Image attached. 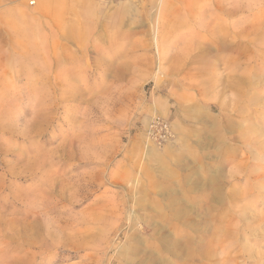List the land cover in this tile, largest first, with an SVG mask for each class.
Listing matches in <instances>:
<instances>
[{
    "label": "rangeland",
    "instance_id": "rangeland-1",
    "mask_svg": "<svg viewBox=\"0 0 264 264\" xmlns=\"http://www.w3.org/2000/svg\"><path fill=\"white\" fill-rule=\"evenodd\" d=\"M99 2L5 15L0 264H264V0Z\"/></svg>",
    "mask_w": 264,
    "mask_h": 264
},
{
    "label": "crops",
    "instance_id": "crops-1",
    "mask_svg": "<svg viewBox=\"0 0 264 264\" xmlns=\"http://www.w3.org/2000/svg\"><path fill=\"white\" fill-rule=\"evenodd\" d=\"M5 2V0H3ZM12 1V0H9ZM2 2L0 4V62L2 65L5 60V38L3 37L4 26L6 22L5 15L12 12H19L24 14H34V20L37 19H43V14H50V20L54 21L53 19H57V17H54L53 14L57 12H68L69 9L66 8L69 5L75 6V7H83V6H100L99 0H34L35 4L33 7L28 6L27 4H19V5H6ZM56 7H62L63 8H55Z\"/></svg>",
    "mask_w": 264,
    "mask_h": 264
},
{
    "label": "built area",
    "instance_id": "built-area-1",
    "mask_svg": "<svg viewBox=\"0 0 264 264\" xmlns=\"http://www.w3.org/2000/svg\"><path fill=\"white\" fill-rule=\"evenodd\" d=\"M32 3H34V1Z\"/></svg>",
    "mask_w": 264,
    "mask_h": 264
}]
</instances>
